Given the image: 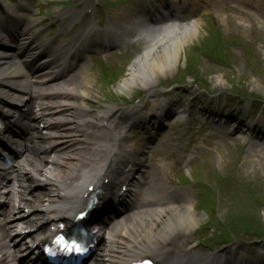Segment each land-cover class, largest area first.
<instances>
[{
  "label": "bare ground",
  "instance_id": "bare-ground-1",
  "mask_svg": "<svg viewBox=\"0 0 264 264\" xmlns=\"http://www.w3.org/2000/svg\"><path fill=\"white\" fill-rule=\"evenodd\" d=\"M164 5L168 4L164 3ZM28 10L26 3L16 6L4 3L5 13L15 12L24 16V24L15 29L14 34L10 36L17 41V50L6 52L0 49V105L4 110L10 108L5 107L9 104L8 100L16 97L28 99L29 92L41 90L48 79L50 82H55L61 75V71L52 73L44 81L37 74L34 77L36 85L26 94L21 96L18 94L26 91V88L15 86V82L28 76L27 66L34 70L28 60L29 57H34L37 54L36 49L48 44L47 38L41 34L42 31L38 26L40 21L24 14ZM141 13L143 14L142 10ZM150 13L146 8L145 15L148 16ZM74 15L73 12L71 17ZM141 16L139 13H131L120 25L131 27L134 21L141 20ZM201 25L202 21L198 19L186 25H178L175 22L148 30L140 29V34L148 38L146 48L120 80L118 90L125 94L139 86L153 90L158 78L168 76L178 66L181 52L198 36ZM142 26V21L136 23V27ZM65 35L66 31L64 37ZM51 40L50 44H54L61 41V37ZM87 43L90 42L83 33H78L72 39V48L77 51L66 55L64 54L67 49L58 53L51 52L49 58L51 61L43 63L42 73L53 71L54 65L66 61L63 58L79 57L86 47L93 46ZM82 65V70L76 73L74 79L64 84V92L39 96L42 99L43 110L40 116L33 117L32 113L27 116L32 123L29 128L21 132L25 141L20 153L22 159L13 169V173L8 174L12 177L15 173V177L8 184V194L0 207V264L18 261L10 251L11 245L19 237L12 238V232L18 221L16 217L21 218L19 220L21 223L27 221L29 226H37L42 230L47 223H49L48 227H51L60 222L59 217H65L74 208L79 192L89 181L99 180L98 182L102 183L106 177L111 183L121 185L126 184L130 178L132 185L128 184L131 187V201L136 204L132 210L123 213L129 215L128 217L120 216L118 220L111 222L109 228L113 232V237L107 241L109 244L103 245L102 254H99L100 257L92 264H126L143 254L154 255L153 252L161 247L185 243L191 230L198 227L204 220V215L195 211L190 200L183 201L182 198L175 197V192L163 184V178L167 173L162 164H157L146 157L144 150L148 142L132 139V130L139 125L146 124L150 132H155L163 116L176 111L174 104L172 102L157 103L148 113L141 112L137 108L124 109L110 106L100 112L105 119L109 120L108 125L103 127L101 126L103 121L99 122V116L87 109L93 83L87 64L82 62ZM34 101L33 97L29 99L31 104ZM183 113L187 112L183 111ZM36 119H42L41 123L45 126L44 132L40 131L35 124ZM16 122L17 127L23 125L19 121ZM11 131L12 127L7 126L2 134L7 135ZM248 131H252V134H261L262 130L261 127L254 129L248 127ZM15 143L17 142L14 141ZM50 151L55 152L52 159L47 156ZM132 170L137 172H133V179L130 174ZM142 173L145 174L143 177ZM144 184L147 185L146 192L138 199L133 189ZM151 186H154L155 190L151 189ZM117 192L119 193V189ZM117 195L114 198L116 205L119 203L130 205L126 198ZM109 197L107 196L105 202L113 204V200ZM149 197L153 200L152 207L141 211L145 208L144 203ZM169 198L171 201H166ZM38 208H43L46 214L38 213ZM25 209L32 214L22 219ZM134 211H137L136 214L131 215ZM48 219L52 220L46 222ZM15 246L13 249H16ZM191 250L193 249L187 252ZM173 252V250L165 251L163 255L173 254ZM195 254L191 252L190 256H183L184 262L207 263V259H196ZM10 257H13V260ZM159 258L160 262L164 260ZM169 264H179L178 259ZM211 264L215 263L212 261ZM236 264L253 263L241 261Z\"/></svg>",
  "mask_w": 264,
  "mask_h": 264
},
{
  "label": "rangeland",
  "instance_id": "rangeland-1",
  "mask_svg": "<svg viewBox=\"0 0 264 264\" xmlns=\"http://www.w3.org/2000/svg\"><path fill=\"white\" fill-rule=\"evenodd\" d=\"M82 1L66 0V3H62L60 6H50L51 16L45 22L51 21L56 15L69 9L78 7ZM101 1L104 6L100 7L99 13L103 23L114 17L124 18L126 13L137 6L130 0ZM134 1L140 2L141 0ZM207 2L199 1V4L207 7L208 12L203 18L198 36L188 43L181 52L178 66L168 76L157 79V84L152 91H144L146 89L139 86L134 88L127 98H123L122 95L126 97V94L118 90V84L132 65V60L141 53L146 45L141 40V46L132 45L140 48L132 47L127 52V56H123L122 59L114 54L112 60L93 63L91 70L94 76H99L103 72L101 67L106 63L110 69L109 72L119 75V79L116 82L117 77L111 76L109 84L113 83V86L103 85V89L100 85L94 84L92 97L95 100L90 101L87 108L97 115L108 105L120 101L126 102L132 96L142 99L132 103L131 106L124 105L123 107L142 108L145 103L149 110L154 101H173L176 107L187 109L194 106L195 100L199 103L204 101L202 104H211V109L219 113V119L220 113L228 116L232 109L234 111L235 109H244L245 119H248L251 110L254 112L251 125L259 120L264 121V116L261 117L264 115V0H207ZM59 26L60 30H63L65 23ZM218 44L220 45L218 52L215 47H208ZM207 52L216 60L206 57L205 53ZM133 92H135L134 95H132ZM235 94L248 95L252 99L258 100H250L238 108L239 100ZM118 106L121 107V105ZM188 123L189 119H186L177 128L161 131L159 138L164 140L169 137L171 140L168 138L167 143L164 144V150L153 158L161 160L171 156V164L167 168L171 184L187 198L191 195L190 200L195 206V211L204 215V220L192 231L193 234L189 240L183 243L184 251L195 246L199 239H205L207 243L205 246L209 245V239H213V245L218 239L217 234L229 228L226 219L236 209L238 211L247 210L250 214L248 216L252 219L236 218V221H240L232 227L235 246L246 250L252 246L249 244L251 243L249 240L264 241V160H242L243 143L235 142L236 138L234 137L223 136V128H218V131L210 134L206 131L201 132L194 127L192 131L186 133L185 127H193L192 125L188 126ZM242 130L246 131V128ZM184 133H186L184 137H181L180 140L177 139ZM205 139L209 142H204ZM193 154H195L194 160L185 168L186 160ZM185 175L195 183L182 187ZM194 178H199V181ZM217 179L222 182L219 186L227 189L226 193L236 190V180L256 183L260 187L261 193L257 196L258 200L255 201L243 197L233 210L230 202L228 204L227 199L219 195L217 209L211 210V198L208 199L207 190L217 187ZM257 201L262 202V207L256 205ZM240 202H247L250 206L246 207ZM213 217L217 220H214ZM207 220L213 224L215 231L207 228L202 232L201 226L209 227ZM238 224H241L242 227H238ZM244 224L249 226L247 230L253 231L252 235H244L246 233ZM108 240H110L109 235H107L106 242ZM107 244L109 243L107 242ZM184 244H188V246L186 247ZM178 246L179 244H171L153 253L158 254L157 252H165L168 249L178 250ZM199 246L204 247L201 244ZM102 249L103 247L100 249V254ZM259 252L264 255V244L261 245ZM144 255L151 256V254ZM262 260L264 262V256Z\"/></svg>",
  "mask_w": 264,
  "mask_h": 264
},
{
  "label": "snow or ice",
  "instance_id": "snow-or-ice-1",
  "mask_svg": "<svg viewBox=\"0 0 264 264\" xmlns=\"http://www.w3.org/2000/svg\"><path fill=\"white\" fill-rule=\"evenodd\" d=\"M57 243L64 244V248H65V250H75L77 253H80V252L82 251V248H81L78 244H76V243H72L71 245H68V244L64 243V241H63L62 238L59 239V240L57 241ZM145 264H150V262H147V261H146Z\"/></svg>",
  "mask_w": 264,
  "mask_h": 264
},
{
  "label": "trees",
  "instance_id": "trees-1",
  "mask_svg": "<svg viewBox=\"0 0 264 264\" xmlns=\"http://www.w3.org/2000/svg\"><path fill=\"white\" fill-rule=\"evenodd\" d=\"M237 215H239V217L240 218H243V219H245V218H249L250 220L252 219V218H250V216H248V215H250L249 213H248V211L247 210H243L242 209V211H239V212H234V214H233V217H237ZM245 227H249V226H247V225H245Z\"/></svg>",
  "mask_w": 264,
  "mask_h": 264
}]
</instances>
